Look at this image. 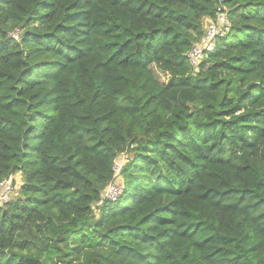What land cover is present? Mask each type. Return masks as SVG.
Segmentation results:
<instances>
[{"label":"trees","instance_id":"trees-1","mask_svg":"<svg viewBox=\"0 0 264 264\" xmlns=\"http://www.w3.org/2000/svg\"><path fill=\"white\" fill-rule=\"evenodd\" d=\"M16 175L0 264H264V0H0Z\"/></svg>","mask_w":264,"mask_h":264},{"label":"built area","instance_id":"built-area-1","mask_svg":"<svg viewBox=\"0 0 264 264\" xmlns=\"http://www.w3.org/2000/svg\"><path fill=\"white\" fill-rule=\"evenodd\" d=\"M229 21L222 11H218L214 21H209L205 26L204 36L200 42L194 45L187 54L191 66L197 65L204 59V57L213 52L215 43L218 39L223 38L229 31ZM17 38V36H14ZM116 161L114 162V180L107 186L103 199L115 201L122 193L121 186L116 182L115 178L119 174V169L116 168ZM0 206L6 203L14 192V187L11 179H5L0 183Z\"/></svg>","mask_w":264,"mask_h":264},{"label":"rangeland","instance_id":"rangeland-1","mask_svg":"<svg viewBox=\"0 0 264 264\" xmlns=\"http://www.w3.org/2000/svg\"><path fill=\"white\" fill-rule=\"evenodd\" d=\"M160 77V80L161 81H165L166 78H164L163 76H159ZM125 159H126V156H121L119 157L117 160H116V168L121 169L122 165L124 164L125 162ZM116 178H118V176H116ZM20 182H21V179H20V176L19 175H16L15 176V179H14V182H13V187H14V193H15V196H16V193H17V190H18V187L20 186ZM120 181H118L119 183Z\"/></svg>","mask_w":264,"mask_h":264}]
</instances>
